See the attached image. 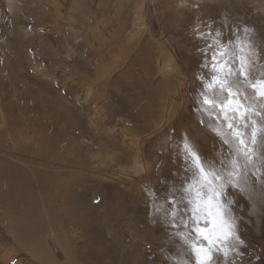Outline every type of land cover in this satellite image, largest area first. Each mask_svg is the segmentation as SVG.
Segmentation results:
<instances>
[{
  "label": "rangeland",
  "instance_id": "1",
  "mask_svg": "<svg viewBox=\"0 0 264 264\" xmlns=\"http://www.w3.org/2000/svg\"><path fill=\"white\" fill-rule=\"evenodd\" d=\"M248 7L0 0V264L194 259L173 238L165 197L185 179V142L209 161L228 156L201 103L202 93L222 99L205 91L206 45L235 53L243 40L258 54L253 77L264 72V15ZM135 160L146 165L139 178ZM231 195L243 245L230 264H264V179Z\"/></svg>",
  "mask_w": 264,
  "mask_h": 264
},
{
  "label": "snow or ice",
  "instance_id": "2",
  "mask_svg": "<svg viewBox=\"0 0 264 264\" xmlns=\"http://www.w3.org/2000/svg\"><path fill=\"white\" fill-rule=\"evenodd\" d=\"M204 35L211 33L201 38ZM206 47L211 55L205 67L212 75L205 91L211 89L222 99L202 93L201 103L220 125L218 135L229 153L226 159L209 161L184 144L185 179L166 194L169 207L164 215L174 230L173 238L194 259L177 264H230L232 254H239L243 245L231 192L243 193L249 176L264 179V72L252 75L258 54L243 40L235 53L230 51L231 42L226 45L217 40Z\"/></svg>",
  "mask_w": 264,
  "mask_h": 264
},
{
  "label": "bare ground",
  "instance_id": "3",
  "mask_svg": "<svg viewBox=\"0 0 264 264\" xmlns=\"http://www.w3.org/2000/svg\"><path fill=\"white\" fill-rule=\"evenodd\" d=\"M194 1H196L197 3H199V4H202L203 2L204 3H208V4H220V2H221V0H194ZM236 1H239V2H241V3H244V4H246L247 6H249L248 8H251V9H253V10H255L256 11V13L257 12H260L261 14H263L264 15V0H236ZM220 7V6H219ZM205 20V19H204ZM203 20V21H204ZM140 22V21H139ZM219 24V23H218ZM129 42V41H128ZM169 63L170 64H172V60H170L169 59ZM26 142V141H25ZM29 144V143H28ZM40 153V152H39ZM38 154V152L37 151H35V153L32 151V154L31 155H37ZM130 170H133V172H134V176L135 177H137V178H139V177H141V174H146V165L143 163V162H139V161H137V160H135V163L133 164V166L131 167V168H129ZM123 175H128L127 173H126V171H125V169L124 170H122V172H121ZM14 176V175H13ZM36 177V176H35ZM4 178V177H3ZM25 178V177H24ZM11 181V180H10ZM5 182V181H4ZM27 183V182H26ZM17 184V183H16ZM16 184H14V185H16ZM4 185H6V184H4ZM3 186V185H2ZM28 186V185H27ZM2 188V190H1V194L2 195H4V192H3V187H1ZM28 188H29V186H28ZM141 190L142 191H144V192H146V194H150V191H149V189H148V187L145 185V184H142V186H141ZM26 192V191H25ZM12 193V192H11ZM28 194V193H27ZM14 195V194H13ZM32 199V198H31ZM10 200V199H9ZM8 211V210H7ZM5 213V212H4ZM6 214V213H5ZM23 217V216H22ZM20 219V222H21V218H19ZM22 219H24V218H22ZM19 221V220H18ZM6 222V221H5ZM28 222V221H27ZM30 224V223H29ZM26 225V224H25ZM35 225V224H34ZM37 225V224H36ZM20 226H22V224L20 225ZM23 226H24V223H23ZM12 227V226H11ZM17 227V226H16ZM28 227V226H27ZM38 227V226H37ZM32 228V227H31ZM34 228V227H33ZM39 228V227H38ZM39 230V229H38ZM27 231V230H26ZM23 232V231H22ZM37 232V231H36ZM39 232H41L40 230H39ZM16 233V232H15ZM19 233H21V232H19ZM14 234V233H13ZM23 234H26V233H23ZM31 234V233H30ZM33 234V233H32ZM38 234V233H37ZM36 234V235H37ZM16 235V234H15ZM18 235V234H17ZM39 235H40V233H39ZM21 236H23V235H21ZM17 237V236H16ZM19 237V236H18ZM34 237H36L35 236V232H34ZM33 238V237H32ZM32 238H30V240L32 239ZM36 238H38V237H36ZM46 238V237H45ZM27 239V238H26ZM47 244V243H46ZM56 257V256H55ZM59 258V257H58ZM60 259V258H59ZM71 260V257H66V259H65V262L66 263H68L69 261ZM74 261V260H73ZM56 262V261H55ZM59 264V263H58Z\"/></svg>",
  "mask_w": 264,
  "mask_h": 264
},
{
  "label": "water",
  "instance_id": "4",
  "mask_svg": "<svg viewBox=\"0 0 264 264\" xmlns=\"http://www.w3.org/2000/svg\"><path fill=\"white\" fill-rule=\"evenodd\" d=\"M95 198V197H94ZM93 198V201H95V199Z\"/></svg>",
  "mask_w": 264,
  "mask_h": 264
}]
</instances>
